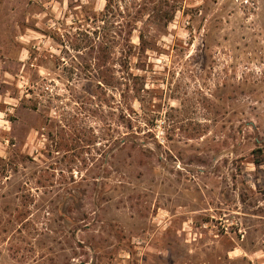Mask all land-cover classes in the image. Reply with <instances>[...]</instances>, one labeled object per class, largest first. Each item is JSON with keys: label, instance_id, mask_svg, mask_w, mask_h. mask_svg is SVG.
<instances>
[{"label": "rangeland", "instance_id": "1", "mask_svg": "<svg viewBox=\"0 0 264 264\" xmlns=\"http://www.w3.org/2000/svg\"><path fill=\"white\" fill-rule=\"evenodd\" d=\"M133 1L125 103L90 77L124 0L80 25L106 0H0V264H264V0ZM128 104L143 150H110Z\"/></svg>", "mask_w": 264, "mask_h": 264}, {"label": "trees", "instance_id": "2", "mask_svg": "<svg viewBox=\"0 0 264 264\" xmlns=\"http://www.w3.org/2000/svg\"><path fill=\"white\" fill-rule=\"evenodd\" d=\"M175 1V0H174ZM114 0H106L105 6L103 10L97 12V11H91L87 12L84 17L82 18H76L75 23L76 24H81L82 22H88L92 20V22H101V21H109V15L110 13H113L114 10L112 8ZM130 0H124V3H126V7H123L120 11L121 16L123 18V24H119L120 27V33L123 35L122 38V53L121 56L119 57V65L120 69H116L114 62L117 60L114 57V43L113 42H108L104 38L106 37H115L114 35H111L110 32L106 33L105 35L99 36V33L97 30H95L94 34H96V39L95 37H91L90 40V47L92 49L91 54L93 55V61L91 62L90 66L93 68V74L90 76L94 83L96 84V87L103 89L106 91V89H113V90H118L121 92L122 96V101L125 103L130 100V98H137L141 94V90L144 87L142 77L133 72L131 68V55L134 53L135 49V44L132 41V36L135 30L138 29L137 25L138 22L141 21L143 17L144 10L140 7L137 8L138 3L135 1L130 2ZM136 4L133 6V4ZM136 6V7H135ZM176 12V6L171 9V12L167 11H158L157 12V17L160 20H164L165 24L170 22ZM139 46L141 51H146L150 48V40L146 34V32L142 29H139ZM52 34L49 35L51 36L54 40L56 41H65L63 38L65 36L69 39L70 34L72 33L71 31H68L65 26L57 28L55 32H51ZM55 33V34H53ZM108 35V36H107ZM101 37L103 39L101 40ZM93 40V41H92ZM121 101V102H122ZM63 108V107H62ZM63 110V109H62ZM130 110L131 112L132 107L130 104L127 105L126 108L123 109V114H122V119L124 123H128V129H130V133L126 134L124 136L116 137L113 134V129H109V134L112 138V144L110 145V150L116 148L118 152L121 151H129V153H133L135 150L142 151V148H138L136 145V142L132 141L130 139L131 136H135L136 131L134 130L133 125L130 126L131 124V112L126 111ZM66 112H62V117L63 119L67 118L65 115ZM72 115V114H71ZM74 119L76 118L75 115H72ZM71 121V120H70ZM69 121V122H70ZM112 127V126H110ZM62 132H65L62 130ZM118 143V144H115ZM67 145V151L74 150L75 147H72L71 144H66ZM117 146V147H116ZM64 147L62 145L58 146L57 151L60 149H63ZM77 149V148H76ZM75 149V150H76ZM113 156V154H112ZM262 160H256L255 163H262ZM111 164V163H109ZM108 164V165H109ZM70 192V191H69ZM71 193V192H70ZM70 197H73L71 194H67ZM77 199H74V204H76ZM74 208H71L73 210ZM77 209V207H76ZM61 215L65 217V213L61 211ZM82 217L87 218L88 217V212L84 211L82 213Z\"/></svg>", "mask_w": 264, "mask_h": 264}, {"label": "crops", "instance_id": "3", "mask_svg": "<svg viewBox=\"0 0 264 264\" xmlns=\"http://www.w3.org/2000/svg\"><path fill=\"white\" fill-rule=\"evenodd\" d=\"M6 73H7V71H6ZM5 80H3L5 83H8V79L7 78H4ZM7 94V93H6ZM5 94V95H6ZM0 96H2V98H5L4 97V95H3V93H0ZM3 101H5V100H3ZM4 103H7L6 101L4 102Z\"/></svg>", "mask_w": 264, "mask_h": 264}]
</instances>
